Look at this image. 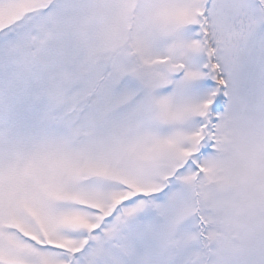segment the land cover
<instances>
[{
	"label": "snow or ice",
	"instance_id": "snow-or-ice-1",
	"mask_svg": "<svg viewBox=\"0 0 264 264\" xmlns=\"http://www.w3.org/2000/svg\"><path fill=\"white\" fill-rule=\"evenodd\" d=\"M0 264H264V0H0Z\"/></svg>",
	"mask_w": 264,
	"mask_h": 264
}]
</instances>
